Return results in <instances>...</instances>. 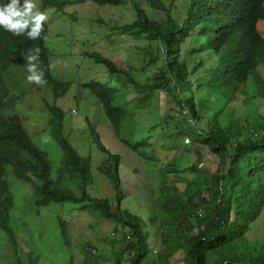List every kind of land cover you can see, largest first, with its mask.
<instances>
[{
	"label": "trees",
	"instance_id": "1",
	"mask_svg": "<svg viewBox=\"0 0 264 264\" xmlns=\"http://www.w3.org/2000/svg\"><path fill=\"white\" fill-rule=\"evenodd\" d=\"M77 1L109 6L133 1L135 18L115 29L119 34L147 42L146 46H137L147 64L159 61L151 79L143 83L132 75L133 70L142 67H120L98 51L84 53L92 62L103 66L111 85L89 79L82 86L98 102L122 145L136 151L150 143V135L136 141L131 133L124 131L132 114L125 99L127 92L144 93L149 98L156 91L168 92L173 88L179 94L180 106H185L191 116L188 135L217 159V166L211 172L192 161L175 169L162 165L154 173L157 182L146 198L150 213L147 221H158L163 246L160 258L166 260L180 250L185 264H264V251L250 260L232 252V246L250 230L264 206V119L258 118L253 125L247 123L246 132H238L236 122L225 129L218 119L221 109H213L209 117L204 116L207 99L203 95L208 89L211 93L219 90L220 98L233 101L242 94L241 101L247 103L250 98L245 87L250 77L257 95L264 99L261 72L264 36L257 29L259 21L264 24V0H184L178 16L172 15L159 0ZM74 2L40 0L41 8L51 5L55 10H63ZM42 25L41 34L35 40L0 29V253L3 245L8 244L12 264H36L38 260L29 249L27 263L20 258L21 247L11 220L14 197L6 179L9 167L16 180L32 186L36 208L52 203L76 204L80 210L98 213L126 227L133 251L128 264H141L149 252L147 233L142 217L121 207L124 192L119 154L103 144L95 126L85 117L92 147L106 155L98 163L97 171L107 178L113 190L111 197L92 196L87 191L92 183L90 157L78 154L63 134L64 113L55 102L68 91L70 82L59 81L50 72V51L45 44L48 25L47 22ZM152 42L154 51L150 49ZM33 46L40 49L34 62L52 91L53 103H44L49 114L47 127L63 153L55 178H52L47 154L31 141L18 115L2 112L15 101L3 83V72L10 66L23 64ZM149 130L152 132L153 128ZM175 136L161 134L169 143L168 149L176 148ZM180 144L187 150L192 146V142ZM176 171L192 174L182 189L169 175ZM193 223L197 226L195 230ZM58 225L65 238V221L60 217ZM212 255L216 257L209 262ZM113 264H120L119 256Z\"/></svg>",
	"mask_w": 264,
	"mask_h": 264
},
{
	"label": "rangeland",
	"instance_id": "2",
	"mask_svg": "<svg viewBox=\"0 0 264 264\" xmlns=\"http://www.w3.org/2000/svg\"><path fill=\"white\" fill-rule=\"evenodd\" d=\"M67 1L76 2L65 6L63 10H55L51 5L41 8L40 0H35L36 10L46 15L43 22L48 25L45 44L50 51V72L55 79L70 82L68 91L56 100L55 104L64 113L63 134L78 154L90 157L92 183L88 185L87 191L96 197L113 195L107 178L97 171L98 163L106 155L92 147L85 117L95 126L103 144L119 154V172L124 192L121 207L139 215L145 223L144 232L147 233L149 252L141 264H185L180 250L166 260L160 258L163 253L162 237L158 221H147L150 213L146 198L157 182L154 173L158 167L167 165L175 169L196 161L205 171L211 172L217 166V159L201 143L192 141L188 135L192 126L191 116L185 106H180L179 94L174 92L173 88L168 92L156 91L149 98L145 97L144 93L137 94L131 90L127 92L125 99L132 114L125 123L124 131L131 133L136 141L147 139L150 135V143L136 151L122 145L115 137L112 126L103 115L98 102L82 86V83L89 79L111 85L103 66L92 62L84 53L98 51L120 67H142L138 71L133 70L132 75L143 83L151 79L159 61L156 64H147L137 47L146 46L147 42L119 34L115 29L135 18L133 1L118 6L96 5L89 1ZM159 1L172 15L181 14L184 0ZM257 29L264 36L262 21L258 22ZM150 49L154 51V42L150 43ZM29 63L36 65L34 60L26 58L19 67L10 66L3 72V83L15 96V101L13 105L4 107L2 112L18 115L31 141L47 154L51 175L55 178L56 170L62 164L63 153L47 127L49 114L44 103H53L52 91L37 66L36 71L41 74V82L34 83L26 79L29 75ZM261 72L264 76V68H261ZM245 91L250 98L247 103L241 101L242 94H238L233 101H228L227 98H220L219 90L211 93L208 89L203 94L207 99L204 102L207 107L204 116L209 117L213 109H221L218 119L223 128L227 129L231 122H236L238 132H246L247 123L253 125L258 118L264 119V99L257 95L256 85L250 77L247 79ZM201 122L196 125L199 126ZM150 127L153 128L152 132ZM162 133L176 135V148H167L169 143L166 138L161 137ZM185 138L188 143L192 142L189 150L185 147L184 150L180 144L181 141L187 143ZM7 170L6 179L14 197L11 220L17 231L22 262H26V251L29 249L38 256L36 264H113L118 256L120 264H128L133 251L132 239L126 227H121L98 213L80 210L76 204L52 203L36 208V195L32 186L16 180L9 167ZM169 175L180 189L192 179V174L187 172L176 171ZM58 217L65 221V238L60 233ZM196 227L193 223V230ZM263 251L264 206L250 230L232 246V252L247 260L253 259L258 252ZM10 253L9 245H3L0 264H12L9 260ZM214 257L216 256H210L209 262Z\"/></svg>",
	"mask_w": 264,
	"mask_h": 264
},
{
	"label": "clouds",
	"instance_id": "3",
	"mask_svg": "<svg viewBox=\"0 0 264 264\" xmlns=\"http://www.w3.org/2000/svg\"><path fill=\"white\" fill-rule=\"evenodd\" d=\"M37 9L35 0H0V29L10 32L13 36L23 34L28 40H35L41 34L42 22L46 15ZM30 60H34L40 52L38 46L30 50ZM29 82L40 83L41 74L36 71V65H27Z\"/></svg>",
	"mask_w": 264,
	"mask_h": 264
},
{
	"label": "built area",
	"instance_id": "4",
	"mask_svg": "<svg viewBox=\"0 0 264 264\" xmlns=\"http://www.w3.org/2000/svg\"><path fill=\"white\" fill-rule=\"evenodd\" d=\"M185 141L187 142V141H188V139H187V138H185Z\"/></svg>",
	"mask_w": 264,
	"mask_h": 264
}]
</instances>
